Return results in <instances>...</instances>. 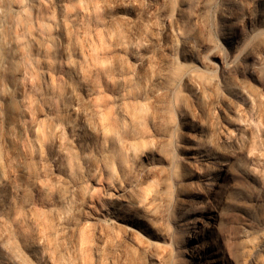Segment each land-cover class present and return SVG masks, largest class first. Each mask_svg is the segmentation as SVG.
Masks as SVG:
<instances>
[{
	"label": "rangeland",
	"instance_id": "obj_1",
	"mask_svg": "<svg viewBox=\"0 0 264 264\" xmlns=\"http://www.w3.org/2000/svg\"><path fill=\"white\" fill-rule=\"evenodd\" d=\"M184 1L0 0V264H264V0Z\"/></svg>",
	"mask_w": 264,
	"mask_h": 264
},
{
	"label": "bare ground",
	"instance_id": "obj_2",
	"mask_svg": "<svg viewBox=\"0 0 264 264\" xmlns=\"http://www.w3.org/2000/svg\"><path fill=\"white\" fill-rule=\"evenodd\" d=\"M187 2L188 0L184 1V3H187ZM227 19H228L227 14L222 13L220 16V20L225 23L227 22ZM243 33L249 34V31L245 30ZM211 163L217 164L219 165V167L217 168L215 167L214 169V166H212V169L214 170L213 179L211 180V183H209V186H207L208 187L206 189L207 193L216 192L215 187L219 186V182L217 181V179L218 178L223 179L226 177V172L224 171L229 170L230 159H228L227 162H225V159L223 160L215 159L211 161ZM221 198L224 199L223 196ZM220 208H221V202L219 205L216 206V208L212 210L214 211V213L210 215L209 217H206V216L200 217L199 219H195L197 220V222L194 220L193 223L186 219L183 225L181 226L182 228L180 230V237L184 241L183 244L187 247V255L191 258L192 264H218V262L220 261V256H218L217 254H213V253L209 254L208 257L204 259V255H200L201 251L199 250V245L193 242L197 238L196 234H198L201 231L203 232V233L201 232L200 233L203 236L207 249L210 248L209 247V243H210L209 233H210V229L213 225L214 220L218 217Z\"/></svg>",
	"mask_w": 264,
	"mask_h": 264
}]
</instances>
